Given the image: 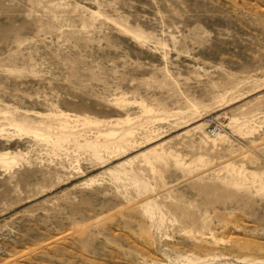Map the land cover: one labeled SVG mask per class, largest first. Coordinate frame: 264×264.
Returning a JSON list of instances; mask_svg holds the SVG:
<instances>
[{
    "label": "rangeland",
    "instance_id": "obj_1",
    "mask_svg": "<svg viewBox=\"0 0 264 264\" xmlns=\"http://www.w3.org/2000/svg\"><path fill=\"white\" fill-rule=\"evenodd\" d=\"M0 264H264V0H0Z\"/></svg>",
    "mask_w": 264,
    "mask_h": 264
}]
</instances>
